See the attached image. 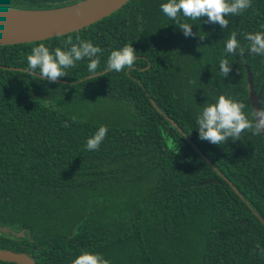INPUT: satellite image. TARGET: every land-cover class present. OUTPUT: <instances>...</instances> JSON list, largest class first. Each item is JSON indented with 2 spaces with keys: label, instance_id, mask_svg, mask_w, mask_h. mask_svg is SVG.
<instances>
[{
  "label": "trees",
  "instance_id": "16d2710c",
  "mask_svg": "<svg viewBox=\"0 0 264 264\" xmlns=\"http://www.w3.org/2000/svg\"><path fill=\"white\" fill-rule=\"evenodd\" d=\"M251 83L264 111V0H131L0 45V227L24 232H0V249L37 264H264Z\"/></svg>",
  "mask_w": 264,
  "mask_h": 264
},
{
  "label": "water",
  "instance_id": "95a60500",
  "mask_svg": "<svg viewBox=\"0 0 264 264\" xmlns=\"http://www.w3.org/2000/svg\"><path fill=\"white\" fill-rule=\"evenodd\" d=\"M131 0H83L68 6L20 10L0 6V45H15L51 39L82 30L109 17ZM5 11V12H4ZM251 82V80H250ZM257 94L250 84V100L256 121L264 136V111ZM263 221V220H262ZM0 232L15 237L24 232L0 227ZM0 261L16 264H37L26 253L0 249Z\"/></svg>",
  "mask_w": 264,
  "mask_h": 264
},
{
  "label": "bare ground",
  "instance_id": "6f19581e",
  "mask_svg": "<svg viewBox=\"0 0 264 264\" xmlns=\"http://www.w3.org/2000/svg\"><path fill=\"white\" fill-rule=\"evenodd\" d=\"M0 12H2L1 10H0ZM5 12V11H4Z\"/></svg>",
  "mask_w": 264,
  "mask_h": 264
},
{
  "label": "rangeland",
  "instance_id": "374dc122",
  "mask_svg": "<svg viewBox=\"0 0 264 264\" xmlns=\"http://www.w3.org/2000/svg\"><path fill=\"white\" fill-rule=\"evenodd\" d=\"M105 112V111H104Z\"/></svg>",
  "mask_w": 264,
  "mask_h": 264
}]
</instances>
